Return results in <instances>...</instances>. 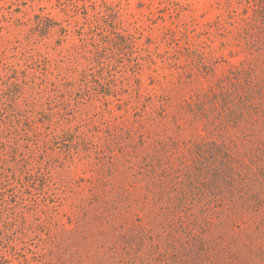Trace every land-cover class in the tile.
I'll use <instances>...</instances> for the list:
<instances>
[{"label":"rangeland","instance_id":"rangeland-1","mask_svg":"<svg viewBox=\"0 0 264 264\" xmlns=\"http://www.w3.org/2000/svg\"><path fill=\"white\" fill-rule=\"evenodd\" d=\"M255 4L0 0V252L10 264L75 227L104 164L160 99L170 111L217 89L248 57L237 35Z\"/></svg>","mask_w":264,"mask_h":264},{"label":"trees","instance_id":"trees-1","mask_svg":"<svg viewBox=\"0 0 264 264\" xmlns=\"http://www.w3.org/2000/svg\"><path fill=\"white\" fill-rule=\"evenodd\" d=\"M255 2L237 35L248 57L217 89L170 111L160 99L104 164L75 227L20 264H264V0Z\"/></svg>","mask_w":264,"mask_h":264}]
</instances>
